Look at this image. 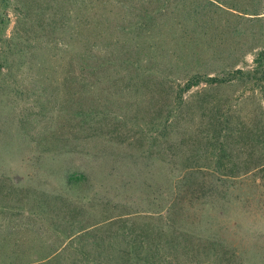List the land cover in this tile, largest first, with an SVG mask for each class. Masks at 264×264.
I'll use <instances>...</instances> for the list:
<instances>
[{
	"label": "rangeland",
	"instance_id": "obj_1",
	"mask_svg": "<svg viewBox=\"0 0 264 264\" xmlns=\"http://www.w3.org/2000/svg\"><path fill=\"white\" fill-rule=\"evenodd\" d=\"M8 2L3 7L0 0V264H22L64 249V237L53 229L67 236L131 212L115 207L130 202L128 194L136 195L132 205L139 204L133 210H147V185L168 182L169 188L172 175L182 174V165L201 154L203 134L197 135L200 125L176 121L178 130L174 127L167 140L147 152L149 119L166 112L172 91L188 76H214L227 64L251 66L264 47V15L245 14L252 10L251 0H170L163 4L169 9L150 18L152 31L121 32L117 25L132 15L116 8L114 0H99V26L90 34L74 24L55 28L36 13L24 22L14 0ZM145 3L151 9L162 6L160 0ZM54 38L75 48L89 38L99 64L96 76L79 85L65 83L64 70L49 54ZM23 42L31 48L34 65L31 72L16 73L18 65L9 66L2 55L8 52L18 60ZM75 50L72 55L78 57ZM122 60L140 63L146 74L134 77L133 67ZM247 87L236 84L214 95L236 98ZM251 99L236 109L249 123L258 102ZM204 120L195 121L206 127ZM154 132L160 143L159 131ZM79 173L85 175L80 187L75 182ZM193 175L199 180L210 176L206 171ZM246 178L241 186L221 189L204 206L198 198L215 193L214 185L209 179L204 187L194 184L191 202L181 208L197 231L223 239L228 253L220 264H264V190L255 187L253 177ZM92 196L94 202L87 203Z\"/></svg>",
	"mask_w": 264,
	"mask_h": 264
},
{
	"label": "trees",
	"instance_id": "obj_2",
	"mask_svg": "<svg viewBox=\"0 0 264 264\" xmlns=\"http://www.w3.org/2000/svg\"><path fill=\"white\" fill-rule=\"evenodd\" d=\"M8 1L2 0L3 7H9ZM98 1L14 0V8L24 22L29 19L31 13H36L42 20L48 19L50 25L55 28L65 30L74 24L75 27L79 25L82 31H90L91 34V31L99 26L95 17ZM160 1L161 7L151 9L145 0H114L116 8L132 15L130 21L126 24L120 23L116 28L121 32L152 31L154 26L150 18H153V14L169 9V4H163L169 3L170 0ZM107 6L111 5L105 7ZM250 7L252 10L245 14L252 18L264 15V0H251ZM73 21L75 23H72ZM89 38L87 45L77 48L70 42L64 46L57 39L52 40L49 54L56 64H60L61 71L64 70L65 83L76 82L79 85L80 81L96 76L99 64L95 62V47L90 45ZM24 42L18 60L11 59L8 52L2 55L3 62L9 63V66L12 67L13 63L18 65L15 68L16 73L31 72L34 65L28 56L31 54L28 49L31 48ZM58 44L62 47H58ZM5 49L8 51L10 47ZM74 49L78 52V57L72 55ZM112 54H115V51H112ZM123 62L128 63L127 60ZM252 62L251 66L240 68L235 64L223 65L214 76L209 73H194L188 76L172 91V101L166 112L149 119L143 145L147 146V152L167 140L172 129L178 130L182 120L189 123L190 127L200 125L197 135L205 136L202 135L204 147L199 149L201 154H193L189 158L190 164L182 165L183 170H179L182 174L172 175L169 188L166 186L168 182L161 183V186L151 183L147 185L150 191L147 194V210H133L132 207H138L139 204L132 205L136 195L128 194L130 202L120 205L118 202L115 207L131 209V212L96 222L67 236L55 228L54 232L65 239L64 249L54 250L49 255L38 256L34 261L22 264H220L228 253L223 239L197 231L193 223H188L186 218L181 216V208L191 202L192 186L197 184L200 188L204 187L208 179L216 192L203 193L202 200L198 198L203 206L209 203V199L215 200L216 193L220 194L221 189L226 191L241 186L242 182L247 181L246 176L253 177L255 187L264 190V47L255 54ZM128 64L133 67L134 77H143L146 74V69H142L140 63ZM236 84L248 86L236 98H217L214 95ZM90 87L92 84L89 83L88 88ZM188 94H191L192 98L186 97ZM253 97H257L258 102L253 116L254 122L249 123L243 121L248 120V117L236 109L238 104ZM185 111L189 112L187 117L184 116ZM197 118L201 123L204 119L208 120L206 127L198 124L195 121ZM176 121H179V125L175 126ZM154 131H159L158 136L162 139L160 143L157 142ZM133 136H136V133ZM204 171L210 176L199 180L193 175L203 174ZM83 176V173H79L76 177L78 187L85 179ZM228 183L230 185L222 187V184ZM126 184L121 187L124 189ZM93 200L95 196H92V201L86 198L87 203H92ZM108 202L111 203L109 199ZM152 208L156 209L155 212ZM81 209H84L83 205ZM33 214L42 217L39 213Z\"/></svg>",
	"mask_w": 264,
	"mask_h": 264
}]
</instances>
